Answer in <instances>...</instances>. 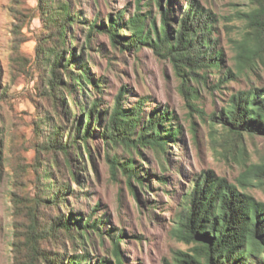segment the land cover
<instances>
[{
	"label": "rangeland",
	"instance_id": "1",
	"mask_svg": "<svg viewBox=\"0 0 264 264\" xmlns=\"http://www.w3.org/2000/svg\"><path fill=\"white\" fill-rule=\"evenodd\" d=\"M164 1L161 3L166 7ZM188 1L171 0L169 15L178 17ZM195 1L213 19L212 43L215 50L222 53L219 69L222 78L228 71L232 77L222 84L218 82L217 75L220 74L212 72L207 73L206 84L190 79V86L197 89L196 96L190 97L180 91L181 78L171 61L156 54L149 43L123 49L114 46L107 34L97 31L93 32L90 44L85 43L89 25L92 22L97 26L106 25L109 16L121 15L117 30L125 36L131 34L127 20L138 11L150 9L156 25H160L155 2L146 8L142 7L145 0H71L73 13L78 14L80 23L66 34L65 42L69 46L66 55H70L72 47L76 48V56L69 65L72 74L78 75L80 64L85 63L88 74L97 83L88 82L82 86L74 82V101L81 106H91L97 100L99 109L104 111L114 105L116 96L123 89L125 108L143 101L139 127L151 113L154 115L165 109L171 114L170 119L162 120L163 125L159 126L161 134L167 136L165 154L157 155L147 146L134 150L114 146L104 137L94 136L89 144L90 157L84 155V164L80 157L75 161L79 166L75 168L76 180L64 176L68 187L60 205L63 213L76 221L91 215L89 223L97 221L101 229L100 234L89 230L86 241L76 242L74 246L64 239L62 254L66 260L78 255L79 264H116L112 239L121 234L118 243L122 264H186L183 260L188 257L182 252L193 254V246L177 238L173 221L181 209L187 187L206 171H212L235 184L240 191L264 201V175L258 178L251 172L252 166L264 164V139L244 135L240 140H231L219 127L210 124L212 114L227 104L232 93L264 86V57L255 52L256 42L250 34L246 16L257 5L255 0ZM11 4L12 0H0V91L8 90L5 97L0 98V264H13L10 199L13 173L8 164L16 153L30 163L34 155V149L30 147L34 139L32 123L43 115L55 120L54 110L41 97L47 66L38 64L34 55L36 35L42 28L38 17L28 20L22 29L26 40L21 49L27 57L28 73L33 72V76L27 81L25 74H11L9 55L14 23L9 11ZM26 4L35 7L36 1L26 0ZM168 24L175 27L171 20ZM70 32L76 40L73 44L70 43ZM240 49L244 50L243 59L239 57ZM64 80L69 82L68 78ZM62 97L59 108L64 126L70 128L72 119L79 117L83 124L85 112L74 105L66 93H62ZM103 119L102 114L98 123L95 120L94 131L103 129ZM173 129H178V134L172 136L169 132ZM113 157L119 163L132 159L145 178L143 185L135 179L130 180L133 193L120 165L115 174H111L108 160ZM43 168L46 172H54L52 161L46 162ZM53 177L57 180L56 175ZM160 177L165 182H161Z\"/></svg>",
	"mask_w": 264,
	"mask_h": 264
},
{
	"label": "trees",
	"instance_id": "2",
	"mask_svg": "<svg viewBox=\"0 0 264 264\" xmlns=\"http://www.w3.org/2000/svg\"><path fill=\"white\" fill-rule=\"evenodd\" d=\"M35 1V7H30L26 0H12L9 7L14 20L10 69L12 76L25 74L27 81L33 76V72L28 73L27 57L21 49L26 40L22 29L28 20L38 17L42 28L36 35L34 55L38 64L47 66L41 97L54 110L55 120L43 115L32 123L34 139L30 147L34 149V155L30 163L16 153L8 164L13 173L10 197L13 264H79L78 255L67 260L64 258V239L74 246L76 242L86 241L89 230H96L100 234L101 229L97 221L89 223L91 215L83 221H76L71 215L63 213L60 205L66 198L65 190L68 187L64 176L76 180L75 168L79 166L75 161L80 157L84 164V155L90 157L89 144L94 136L104 137L114 146L121 145L133 150L147 146L157 155L165 154L167 136L161 134L159 126L163 125L162 120L170 119L171 113L165 109L155 112V116L151 113L139 127L143 101L125 108L122 103L123 89L110 109H99L97 100L91 106L78 105L72 97L73 83L82 86L88 82L97 84L88 74L85 63L80 64L78 75L72 74L69 64L76 56V48L72 47L70 55H66L69 47L65 42L66 34L72 27L78 26L79 16L73 13L71 0ZM153 2L159 8L160 25H156L150 9L138 11L127 20L131 34L125 36L118 34L117 30L121 15L113 18L109 16L106 25L102 23L97 26L95 22L89 25L85 43L90 44L95 31L107 34L114 46L123 49L149 43L156 54L171 61L177 76L181 78L180 91L190 97L197 93V89L190 86V79L206 84L207 73L212 72L220 74L217 75L218 82L222 84L232 77L228 71L222 78L219 71L222 53L215 50L212 43L213 19L198 2L189 0L178 17L169 15L171 0L164 1L166 7L162 6L161 0H145L142 7L150 8ZM255 4L257 7L254 11L246 15L247 26L256 42L255 52L264 57V0H255ZM170 20L175 24L174 28L168 24ZM69 36L70 43H75L74 34L70 32ZM239 57L244 58L243 49H240ZM64 78H68L69 82ZM7 93L6 88L1 90L0 98H4ZM62 93L70 96L72 103L85 112L83 124L79 117L72 119L70 128L64 126L59 108L63 100ZM102 114L103 129L94 131ZM210 124L219 127L231 140H240L244 135L264 139V86H253L232 93L227 104L218 113L212 114ZM178 132V129H173L169 133L173 136ZM49 161L53 162V173L46 172L44 168L42 170V166ZM108 161L112 175L117 165L121 166L132 193L131 179L144 184L145 178L132 159L119 163L113 157ZM251 172L261 178L264 164L252 166ZM52 174L56 175L57 180ZM160 181L165 182V179L160 177ZM173 224L177 238L193 246V254L182 252L188 257L183 260L186 264H264V201L240 191L235 184L212 171H206L191 181L183 194L181 209ZM120 238L121 234H118L112 239V254L116 264L123 262L118 243Z\"/></svg>",
	"mask_w": 264,
	"mask_h": 264
}]
</instances>
